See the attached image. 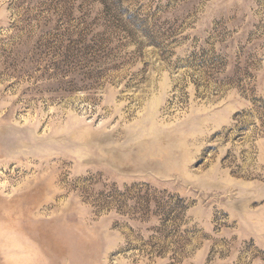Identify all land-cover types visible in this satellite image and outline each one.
Returning <instances> with one entry per match:
<instances>
[{
    "label": "rangeland",
    "instance_id": "1",
    "mask_svg": "<svg viewBox=\"0 0 264 264\" xmlns=\"http://www.w3.org/2000/svg\"><path fill=\"white\" fill-rule=\"evenodd\" d=\"M0 264H264V0H0Z\"/></svg>",
    "mask_w": 264,
    "mask_h": 264
}]
</instances>
